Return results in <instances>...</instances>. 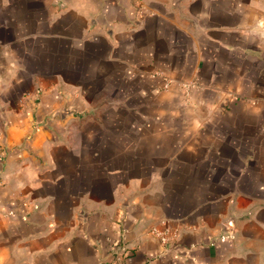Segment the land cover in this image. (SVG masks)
<instances>
[{
    "label": "crops",
    "instance_id": "crops-1",
    "mask_svg": "<svg viewBox=\"0 0 264 264\" xmlns=\"http://www.w3.org/2000/svg\"><path fill=\"white\" fill-rule=\"evenodd\" d=\"M118 258L264 264V0H0V264Z\"/></svg>",
    "mask_w": 264,
    "mask_h": 264
},
{
    "label": "built area",
    "instance_id": "built-area-1",
    "mask_svg": "<svg viewBox=\"0 0 264 264\" xmlns=\"http://www.w3.org/2000/svg\"><path fill=\"white\" fill-rule=\"evenodd\" d=\"M151 232L153 234H155L162 243H168V242H170L174 238V236H175V232L170 231L168 229L159 230V229H157V228L154 227V228L151 229ZM111 264H122V262L118 258V259L113 260L111 262Z\"/></svg>",
    "mask_w": 264,
    "mask_h": 264
}]
</instances>
